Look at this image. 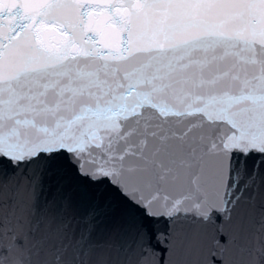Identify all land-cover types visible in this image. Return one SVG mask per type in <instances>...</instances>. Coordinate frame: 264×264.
<instances>
[{
    "label": "snow or ice",
    "instance_id": "snow-or-ice-1",
    "mask_svg": "<svg viewBox=\"0 0 264 264\" xmlns=\"http://www.w3.org/2000/svg\"><path fill=\"white\" fill-rule=\"evenodd\" d=\"M0 264H264V0H0Z\"/></svg>",
    "mask_w": 264,
    "mask_h": 264
}]
</instances>
